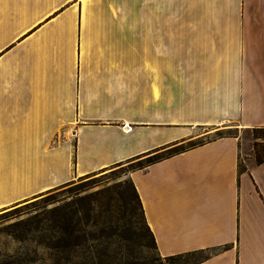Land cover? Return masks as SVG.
I'll return each mask as SVG.
<instances>
[{
  "label": "crops",
  "instance_id": "1",
  "mask_svg": "<svg viewBox=\"0 0 264 264\" xmlns=\"http://www.w3.org/2000/svg\"><path fill=\"white\" fill-rule=\"evenodd\" d=\"M0 114L28 144L79 120V174L164 153L130 174L159 252L264 264V0H0Z\"/></svg>",
  "mask_w": 264,
  "mask_h": 264
},
{
  "label": "rangeland",
  "instance_id": "2",
  "mask_svg": "<svg viewBox=\"0 0 264 264\" xmlns=\"http://www.w3.org/2000/svg\"><path fill=\"white\" fill-rule=\"evenodd\" d=\"M2 116L0 114V118ZM78 122L62 119L59 126L49 130L44 140L40 138V143L31 144L25 138L14 141L7 136L6 130L0 128L2 153L11 157L23 154L34 159L0 161V199L14 192L22 194L0 205V264H59L56 260L59 250L53 246L54 238L42 236L35 229L24 238L20 237L23 228H33L44 211L57 206L68 211L76 210V220L79 218L78 224L71 222L65 232V264L192 262L193 258L173 260L162 255L146 224L130 174L135 168L147 164L149 155L135 156L79 174L75 167ZM19 129L22 130L19 127L16 130ZM220 133L213 132L206 137ZM240 135L243 158L255 152L256 142H264V131L260 129L242 128ZM203 139L205 137L194 141ZM9 140L12 143H7ZM3 143L7 144L4 146ZM54 150L59 151L53 153ZM43 152L52 153L43 155ZM243 158L241 167L245 166ZM68 170L69 176L65 178ZM48 181L60 183L33 192ZM43 196L49 199L44 201Z\"/></svg>",
  "mask_w": 264,
  "mask_h": 264
},
{
  "label": "trees",
  "instance_id": "3",
  "mask_svg": "<svg viewBox=\"0 0 264 264\" xmlns=\"http://www.w3.org/2000/svg\"><path fill=\"white\" fill-rule=\"evenodd\" d=\"M256 129H260L264 131V126L262 127H255ZM264 136V135H263ZM260 145L264 146V142H256L255 143V155H256V160L257 162H262L264 161V147L259 148ZM258 146V147H257ZM162 155H149L148 159H147V164L149 165L151 163H153L154 161H156V159H159ZM142 166V167H144ZM141 167V166H140ZM245 167V166H244ZM243 168V167H241ZM135 188V186H134ZM136 190V188H135ZM136 193L138 195V192L136 190ZM139 198V196H138ZM42 200H48L49 197H41ZM140 201V198H139ZM141 204V202H140ZM64 207H54L53 209H51L50 211H44V215L39 217L36 222H35V226L32 228V226L29 227H25L23 228V232L22 234H20V237H25V234L28 235L32 229H35V231L37 233H42V236L44 235H49V237L54 238L55 242L54 245L58 250V257H57V262L59 264H65V256L63 254V250H64V240H65V232L67 231V228L69 227V224L75 223L78 224L79 222V218H77L76 220V216H78V213H76V210H69L64 208V210H61ZM142 208V205H141ZM143 211V210H142ZM144 214V213H143ZM145 217V216H144ZM147 224V223H146ZM148 226V225H147ZM149 228V226H148ZM150 230V228H149ZM47 231H50L49 233H47ZM150 232L152 233V231L150 230ZM153 236V233H152ZM154 238V236H153ZM155 240V239H154ZM52 245V244H51ZM170 259L173 260H182V259H190L193 258L192 262H189L187 264H195L203 259H205L206 257H208V254L205 253L203 250H195V251H190V252H183V253H179V254H175V255H170L168 256Z\"/></svg>",
  "mask_w": 264,
  "mask_h": 264
}]
</instances>
